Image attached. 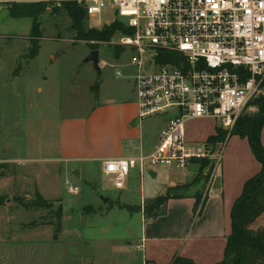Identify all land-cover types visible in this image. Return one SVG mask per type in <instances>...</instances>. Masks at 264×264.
<instances>
[{
	"label": "rangeland",
	"instance_id": "1",
	"mask_svg": "<svg viewBox=\"0 0 264 264\" xmlns=\"http://www.w3.org/2000/svg\"><path fill=\"white\" fill-rule=\"evenodd\" d=\"M57 7L61 6L46 7L40 21L43 38L39 54L28 60L22 57L31 48L33 20L13 18L9 15V5H0V235H10L4 231L9 223L8 229L20 227L19 236L31 243L46 244L44 264H144L146 249H137L135 245L143 231L141 215L147 221L149 216L160 211L152 209V205L158 203V197L145 201L141 210L135 209V212L121 209L116 202L140 206L144 185L147 196L154 193L148 184V175H144V182L138 176V170H133L129 190L120 192L99 165L79 161L68 163L62 159L58 148L59 124L64 118L85 116L95 106L108 101L135 98L134 79L123 66L129 60V53L116 58L117 45L113 41L119 36L116 32L110 42L99 45V58L107 64L98 71L92 62L86 61L91 46L76 39L71 19L62 10L56 13ZM112 20V14L105 11L102 17L87 16L85 25L100 30ZM117 71L123 76L117 77ZM96 83L99 84L98 95L92 89ZM253 106L255 108L245 113L255 114L258 107ZM168 118L167 114H160L140 122L146 143L154 142V133L160 132ZM216 125L217 120L212 118L193 119L187 123L188 138L203 143L218 128ZM228 141L229 138L224 142L226 145L220 158L210 157V163L202 171L207 172L209 180L217 178L222 169L233 176L244 164V149L232 141L228 144ZM209 143L216 147L214 155L224 144ZM79 169L81 176L75 172ZM156 169L189 180L199 173L200 164L193 163L185 168V177L182 170L175 168L162 166ZM71 184L79 187L78 194L69 191ZM105 187L110 191L104 190ZM213 189L214 185L211 192ZM188 191L167 188L162 195H185ZM203 191L197 195L200 202ZM37 194L43 197L46 205L28 208L27 203ZM103 196L109 200L104 202ZM86 206H92L97 215L103 212L107 215L88 213ZM60 209L63 219L66 212L71 218L65 219L62 234L55 238L54 229L44 225L57 222ZM195 223L196 220L192 228ZM260 226H264V215L254 228ZM37 227L39 230H30ZM1 251L0 259L4 261L10 250L5 247ZM28 254L30 258L26 261L7 264H37L35 248Z\"/></svg>",
	"mask_w": 264,
	"mask_h": 264
},
{
	"label": "built area",
	"instance_id": "2",
	"mask_svg": "<svg viewBox=\"0 0 264 264\" xmlns=\"http://www.w3.org/2000/svg\"><path fill=\"white\" fill-rule=\"evenodd\" d=\"M67 1L85 7L89 18L109 11L110 24L122 23L113 41L123 48L122 57L129 53L123 66L134 79L138 120L169 116L151 151L103 160V173L114 187L124 188L135 169L142 178L156 167L184 171L196 160L219 159L225 143L214 155L213 144L188 138L187 123L213 118L232 129L264 94V0H0V5L56 7Z\"/></svg>",
	"mask_w": 264,
	"mask_h": 264
},
{
	"label": "crops",
	"instance_id": "3",
	"mask_svg": "<svg viewBox=\"0 0 264 264\" xmlns=\"http://www.w3.org/2000/svg\"><path fill=\"white\" fill-rule=\"evenodd\" d=\"M165 126L166 123L162 129ZM160 132L154 133L153 143L145 142L144 132L141 134V123L138 120V105L135 96L133 99L99 104L85 116L64 118L59 124L58 148L62 154V159L66 162L96 163L103 171L102 162L106 158L130 157L138 155L141 150L143 152L151 151ZM214 134H216V130L211 135ZM211 135H208L204 142L211 144L208 142V137ZM231 141L235 145H240L245 153V165L239 166L237 173L233 176L225 174L222 169L217 178L209 180L205 171L194 184L193 182L199 173L189 180L171 176L156 168L149 169L152 174H149V171L145 174L148 175V184L150 188L154 189V193L147 196L144 185L140 206L145 201L157 198L167 188L193 184L183 197L169 199L166 204V212L163 215L146 221L145 217L140 214L143 231L135 245L137 247L138 244H143L144 247L140 249H146L144 264H171L174 257L178 255L191 258L197 264H215L224 259L227 238L231 233L233 205L241 195L245 182L261 170V164L254 156L247 138L236 135L230 137L227 143L229 144ZM262 143L264 144V128L262 130ZM225 145L226 143L223 149ZM247 162L248 164H246ZM76 171L79 172L80 176L82 175L81 169ZM182 173L185 177L184 171ZM138 176L141 181H146L145 176L141 178L139 171ZM109 179L111 180V178ZM131 181L130 174L124 188L115 189L120 192L128 191ZM213 185L214 189L211 192ZM104 190L110 191L108 187H105ZM202 190H204L203 200L198 206V210L194 212L196 196ZM67 214L69 212H66V217L62 219V225H64L66 218H71ZM95 215L106 216L107 213L103 212L101 215L96 213ZM195 220L196 223L192 228V223ZM10 225L7 223L4 230L10 235H0V257H2L1 249L6 247L10 250L9 256L5 257L4 261L0 259V264L26 261L29 257L28 252L32 248H35L37 253L36 263L44 264L43 260L48 249L46 244L31 243L26 238L19 236L20 227L8 229ZM44 226H50L54 229L50 223ZM30 230L39 229L37 227ZM128 245L131 243L128 242Z\"/></svg>",
	"mask_w": 264,
	"mask_h": 264
},
{
	"label": "trees",
	"instance_id": "4",
	"mask_svg": "<svg viewBox=\"0 0 264 264\" xmlns=\"http://www.w3.org/2000/svg\"><path fill=\"white\" fill-rule=\"evenodd\" d=\"M9 15L13 18H31L33 20L30 32L31 48L28 54L22 58L32 60L38 56L40 51V42L43 38L40 17L45 12L48 4L45 2L38 3H10L8 4ZM64 11L72 22V29L76 32L77 40H84L91 46V50L99 49L101 43L110 42L111 38L119 30L124 29L120 21H115L102 29L86 27L87 11L85 7L76 1L63 2L61 7H57L55 12ZM94 41V43H92ZM123 52V48L116 46L115 55L119 59ZM20 66L17 68V71ZM92 89L99 94V84L96 83ZM251 104L258 107L255 114L243 113L237 119L233 128L224 130L218 126L216 134L209 136V142L224 143L228 138L237 135L241 138H247L251 150L256 159L261 164V170L252 178L248 179L243 187L241 195L236 199L231 211V233L227 238L224 259L215 264H264V226L254 228L256 222L264 215V144L262 143V130L264 128V95L255 98ZM212 144V143H211ZM200 164V172L194 184L198 181L204 167L210 163V158L194 161ZM214 165H212L213 168ZM178 185L170 187L175 189H189L193 184ZM169 193V192H168ZM183 195L171 196L169 194L159 195L158 203L152 205V209H160L159 212L149 216V219L157 218L166 212V204L171 198H181ZM200 197L196 196L194 212L198 210L200 205ZM116 204L121 209L135 212L141 210V206H131L128 204ZM46 201L40 194L36 198L27 203L28 208H43ZM164 207V208H163ZM86 212L97 213L92 206L85 207ZM63 210L60 209L57 215V222H48L54 226L55 238H59L63 225ZM171 264H197L193 259L176 256Z\"/></svg>",
	"mask_w": 264,
	"mask_h": 264
},
{
	"label": "water",
	"instance_id": "5",
	"mask_svg": "<svg viewBox=\"0 0 264 264\" xmlns=\"http://www.w3.org/2000/svg\"><path fill=\"white\" fill-rule=\"evenodd\" d=\"M42 18H43V16H41L39 20L41 21ZM86 61L92 62L93 65H94V68H96L99 71L100 70V64H99V61H100V58H99V49L91 50L90 55L88 56V58L86 59ZM76 174L78 176L79 172L76 171ZM149 174H152V172L149 171ZM153 176H154V174H153ZM102 199H103L104 202H107L108 199H109V197H102Z\"/></svg>",
	"mask_w": 264,
	"mask_h": 264
}]
</instances>
